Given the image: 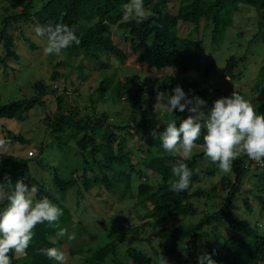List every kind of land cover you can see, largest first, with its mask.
Listing matches in <instances>:
<instances>
[{
    "label": "trees",
    "instance_id": "trees-1",
    "mask_svg": "<svg viewBox=\"0 0 264 264\" xmlns=\"http://www.w3.org/2000/svg\"><path fill=\"white\" fill-rule=\"evenodd\" d=\"M35 1L26 0L20 11L14 13H9L5 8L6 14L0 28V42L3 46L0 64L4 67L6 59L18 58L15 50L16 42L9 33V27L33 19L38 25L63 23L75 30L81 43L73 44L63 51L84 50L95 57H98L97 52H106L125 62L127 54L112 38L111 25L114 24L128 41L133 55L135 54L134 61L142 64L144 68L156 71L176 70L183 74L196 73V77L184 82L181 87L189 97L199 96L205 99L208 108L216 98L213 96L215 88L207 80L213 64L203 61L204 41L200 34L202 27L211 24V43L218 46L232 23L233 13L240 6L254 8L257 12L264 10V0H180L175 12L169 9L171 0H144L145 7L151 9L155 15L137 24L135 21H122L123 6L128 0H45L44 5L33 13ZM187 25L190 26L188 35H181L180 27ZM29 46L35 47L33 43ZM241 60L242 58L234 56L226 60L225 73L231 79L234 78V71ZM260 72L264 76V66ZM139 78V74L134 73L125 76L123 80H117L113 86L115 100H122L124 95L128 94L125 100L131 105L132 119L125 125L114 124L106 112L78 117L79 110L76 105L68 104L65 107L63 95L55 96L56 113L46 117L48 129L46 131L53 136L58 145L72 144L86 165L93 169L92 176L83 178L79 188L89 190L95 185L102 184L107 192L118 191L122 199L131 197L130 170L140 174V169L131 163L133 147L126 146L124 139L118 137V133L124 130L129 135L135 134L142 139L139 146L143 156L140 160L141 165L161 178L159 183L139 184L136 194L137 203L141 210H150L152 227L160 228L169 220L173 222L168 227L167 236L174 239L177 249L182 254L178 264H198L197 249L200 246L207 249V253L212 255L217 264H264V231H260L257 227L260 224L252 226L247 218H237L229 211L246 175L254 169L264 171V166L255 165L247 156L237 158L232 164L231 172L221 175L219 183L211 188L214 193L219 187L225 192L221 202L214 204L212 201V205L217 206L218 209L213 213H205L196 222L176 223L179 218L197 213V208L191 199L205 193L200 187L194 191L191 189L200 179L203 171L199 169L200 162L207 160L212 165L207 167L205 173L213 175L220 170L217 163L211 162L204 155L203 150L193 154L188 160H181L180 157L170 154L161 156L163 147L160 136L166 124L175 120L179 126V122L189 113L178 110L170 113L166 109L167 95H170L171 90L178 85L171 74L155 78L157 90L164 92L162 113L155 108L151 99L152 92L143 81L138 84L134 93L131 92V85ZM108 83V78H103L97 90L104 93ZM33 87L35 91L28 98H19L7 103L0 102V121L1 119L24 121L30 110L44 103L43 97L48 87L46 82L37 80ZM257 110L258 113L264 114L263 108ZM11 139L22 144L30 143V140L23 135H14ZM196 144L203 146V134ZM31 161V158H20L0 152V183L7 186L11 182L14 186L17 180H22L29 186L35 185L38 188L36 198L47 197L62 209L63 214L59 218L58 225H49L47 222L38 224L26 254L18 257L12 252L10 257L12 264H55L58 262L49 259L39 250L47 247L58 248L59 240H55L57 229L62 225L67 226L76 222L72 221L69 211L50 194L46 186L31 175L29 168ZM179 162L185 163L193 174L190 187L177 193L170 190L169 185L170 181L175 179L172 167ZM114 165H117L119 170L116 171ZM133 166H135L134 170ZM142 175L146 180L144 174ZM251 175L252 179L257 176V174ZM252 179L250 183L253 182ZM52 181L63 193L77 184L76 179L63 181L57 175H54ZM261 187L259 189H262ZM257 199L264 211V197L260 195ZM244 202L246 210L251 211L249 202L247 200ZM5 204H7L6 200L0 204V209ZM80 226L88 233L82 223ZM144 226L145 224L142 225ZM203 228L206 229L205 242L199 239ZM136 230H139V227L132 224L112 225L106 233L108 241L104 244L86 249L79 246L77 250H71L70 254L85 253L86 264H104L108 256L115 254L118 244L126 238V234ZM91 237L96 236L91 234ZM126 252L129 261L120 264H155L153 256L146 255L138 248L129 247Z\"/></svg>",
    "mask_w": 264,
    "mask_h": 264
},
{
    "label": "rangeland",
    "instance_id": "rangeland-1",
    "mask_svg": "<svg viewBox=\"0 0 264 264\" xmlns=\"http://www.w3.org/2000/svg\"><path fill=\"white\" fill-rule=\"evenodd\" d=\"M25 1L0 0V28L6 14L5 8L9 13L20 11ZM44 1L36 0L32 12L35 13L40 9ZM179 2L180 0H171L169 9L175 12ZM36 26L38 22L33 19L12 24L9 27V33L16 42L15 50L18 58L6 59L5 67L0 64V102L7 103L19 98H28L35 91L34 82L44 80L48 86L43 97L44 103L30 110L24 121L1 119L0 140L5 143L0 145V152L20 158H31L32 161L29 164L31 175L46 186L50 194L69 211L72 221L76 222L59 227L67 228L69 234H75L74 240H69L67 236L58 239V248L67 256L66 264H86L85 253L71 255L70 251L77 250L79 246L84 249L99 247L108 241L106 233L110 227L119 223L136 225L139 230L128 232L126 238L118 244L115 254L108 256L104 264L127 263L129 257L126 250L129 247L138 248L150 256L162 254L169 264H178L182 254L177 249L174 239L167 236L168 227L173 222L169 220L160 228L152 227L150 210H141L137 203L136 194L140 183L153 184L161 180L158 174L146 170L140 163L143 157L139 149L142 139L135 134L129 135L124 130L118 133V137L124 139L126 146L133 147L131 163L140 169V174L130 170L132 180L129 187L132 196L122 199L118 191L107 192L102 184L95 185L89 190L79 188L83 178L92 176L93 169L86 165L72 144L63 146L56 143L53 136L46 131L48 130L46 117L56 113L55 96L61 94L64 97L65 107L68 104L78 107V117L106 112L114 124L125 125L131 122L132 108L125 100L128 94H125L122 100H115L113 86L117 80H123L125 76L138 73L140 78L131 85V92L134 93L138 84L143 81L152 92L151 99L155 108L162 113L164 107L162 99L157 101L158 90L155 78L171 74L174 77L173 80L181 86L197 74L144 68L142 64L134 61L135 54L133 55L128 41L114 24L111 25L112 38L127 54L125 62H121L111 53L97 52L98 57H95L84 50L62 51L60 55H45L43 49L47 43L46 37L36 36L34 31ZM211 28V24L205 25L200 34L204 41L203 61L213 64L207 79L215 88L213 96L216 99L230 96L234 91L257 104L258 109H264V76L260 72L264 66V10L257 12L254 8L240 6L233 13L232 23L218 46L211 43ZM189 30V25L181 26L180 34L188 35ZM30 43H33L35 47L31 48ZM2 55L3 46L0 42V57ZM230 56L242 58L232 79L225 73L226 60ZM103 78H108L109 83L104 93H101L97 88ZM14 135H23L30 140V143L22 144L13 141L11 138ZM202 150L203 146L197 145L192 155ZM210 164L207 160L200 162L199 169L203 171H201L200 179L191 188L194 191L200 187L205 191L202 196L197 195L191 199L197 208V213L179 218L175 221L176 223L196 222L205 213H213L218 209L217 206L212 205V201L214 204L221 202L225 192L219 186L215 193L211 188L219 183L220 176L225 173L222 171H217L213 175L205 173L207 167H212ZM114 168L116 171L119 170L117 165H114ZM142 174L147 178L146 180ZM251 174H257V176L252 179ZM54 175L63 181L70 178L76 179L77 184L63 193L52 181ZM251 179L253 182L250 183ZM260 186L262 189H259ZM28 187L31 186L28 185ZM260 195L264 197V171L254 169L243 179L240 191L229 207V211L237 218H247L252 226L259 223L257 227L260 231H264V211L257 199ZM244 200L251 205V211L246 210ZM3 202L4 200H0V204ZM80 223L87 228L88 233L81 229ZM143 224H145L144 227H142ZM220 226L223 227L222 224ZM204 228L200 232L199 239L205 242L206 229ZM91 234L96 237L92 238ZM205 252L207 249L203 246L197 249L199 256ZM20 256L22 255L18 257Z\"/></svg>",
    "mask_w": 264,
    "mask_h": 264
},
{
    "label": "clouds",
    "instance_id": "clouds-1",
    "mask_svg": "<svg viewBox=\"0 0 264 264\" xmlns=\"http://www.w3.org/2000/svg\"><path fill=\"white\" fill-rule=\"evenodd\" d=\"M122 21H135L137 24L148 20L155 14L144 5V0H128L123 6ZM37 37H46L45 55H60L63 50L73 44L79 45L80 38L73 28L63 23L38 25L34 29ZM164 92H157V101L163 98ZM166 109L172 113L176 110L187 111L189 115L177 122L172 120L166 124L160 140L164 154L178 156L188 160L196 141L203 134V153L219 170L228 174L233 162L247 156L255 165L264 166V114L258 113V105L245 96L232 92L230 96L217 98L210 108L205 99L199 96L189 97L180 85H176L167 95ZM207 110V111H206ZM5 141L0 140V145ZM175 179L170 181V190L182 192L190 187L192 170L183 162L172 167ZM38 188H30L22 180L13 185L0 183V200L7 205L0 210V264H12L10 253L17 256L26 254L38 224L47 222L58 225L63 212L60 207L47 197L37 199ZM67 236L75 239L66 228H59L55 239ZM58 264H66L65 252L57 247L39 250ZM155 264H169L160 254L152 257ZM198 264H217L212 255L205 252L198 256Z\"/></svg>",
    "mask_w": 264,
    "mask_h": 264
},
{
    "label": "built area",
    "instance_id": "built-area-1",
    "mask_svg": "<svg viewBox=\"0 0 264 264\" xmlns=\"http://www.w3.org/2000/svg\"><path fill=\"white\" fill-rule=\"evenodd\" d=\"M258 166H260V165H258Z\"/></svg>",
    "mask_w": 264,
    "mask_h": 264
}]
</instances>
